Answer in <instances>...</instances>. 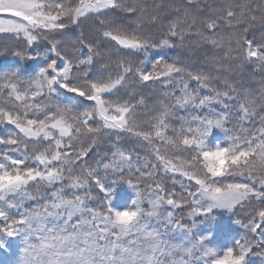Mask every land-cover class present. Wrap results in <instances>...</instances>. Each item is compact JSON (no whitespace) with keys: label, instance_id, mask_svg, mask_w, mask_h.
I'll list each match as a JSON object with an SVG mask.
<instances>
[{"label":"snow or ice","instance_id":"1","mask_svg":"<svg viewBox=\"0 0 264 264\" xmlns=\"http://www.w3.org/2000/svg\"><path fill=\"white\" fill-rule=\"evenodd\" d=\"M0 34L29 62L0 72L17 264H264V0H0Z\"/></svg>","mask_w":264,"mask_h":264},{"label":"trees","instance_id":"2","mask_svg":"<svg viewBox=\"0 0 264 264\" xmlns=\"http://www.w3.org/2000/svg\"><path fill=\"white\" fill-rule=\"evenodd\" d=\"M153 2L154 0H144V3L147 5H151ZM209 2L210 3L214 2V0H209ZM85 24L90 25L92 24V21L91 20L85 21ZM255 31L257 32V34H259V31H260L259 24L256 25ZM68 32H69L70 37L75 38V36L79 34L80 29L76 28L75 26H71L68 29ZM16 44H17V40L15 38H12L6 34H0V51L6 52V55L0 56V72H6L11 68L20 67V66L29 64V62L26 61L25 59L17 58L16 56L11 54L12 51L17 50V48L15 47ZM40 47L43 48V45H41ZM177 54L178 53L176 51H173V52H169L168 56L169 58H175ZM186 63H188L189 68L192 70H196V71L208 70V66L204 64L202 61L192 60L190 62L186 61ZM30 66L34 67L35 65H30ZM256 79L258 80L259 77L257 76ZM250 83L253 87H259L258 83H253L251 81ZM158 91H159V86H157V92ZM148 107L149 109H151L152 107L151 100L149 101ZM4 134H5V129L0 128V135H4ZM216 136L219 137L220 139H223V134L219 130H217ZM120 146L122 148H131L133 146H136V144H135L134 139L129 138V139L122 140L120 142ZM101 147L102 149L104 148L103 145ZM174 189L177 192L182 191L179 184L175 185ZM114 196H115V203L117 205H121L125 201L130 203L131 199L134 197V193L126 184H120L116 187ZM29 203L34 204L35 202H29ZM94 203H97V202H94ZM97 206H98V203H97ZM177 215H179L178 210H177ZM214 220H215L216 227H217V233H216L217 239H219V230L231 229L233 232L237 230V226L231 223L229 214L225 210H216ZM188 222L191 223V221H188ZM152 224L155 226H159L157 225V222L155 220L152 221ZM205 227H206V224L199 223L198 221L197 231H203L205 230ZM173 236H178V233H175V232L170 233L168 238H172ZM20 248H21V244H20L19 238H16L15 240L12 241L11 247L8 251H5L4 249H0V264H17L19 256H20ZM252 262L253 264H262V258L260 256H253Z\"/></svg>","mask_w":264,"mask_h":264}]
</instances>
